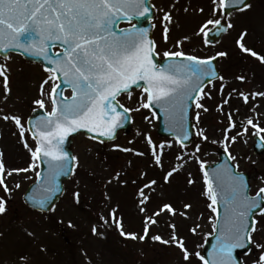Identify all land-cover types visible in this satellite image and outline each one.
Segmentation results:
<instances>
[{"label": "snow or ice", "instance_id": "1", "mask_svg": "<svg viewBox=\"0 0 264 264\" xmlns=\"http://www.w3.org/2000/svg\"><path fill=\"white\" fill-rule=\"evenodd\" d=\"M250 7V0H212L213 16L220 18L207 20L205 26H220L217 27V32L231 29L234 27L231 20L233 12H243ZM154 8L147 0H0V52L7 56L10 51L22 50L27 54L41 56L49 65L45 68L49 75L39 86L40 98L33 101L39 109L45 110L44 115L30 121L26 127L20 115L0 113V119L11 121L15 125L20 142L31 156L26 167L12 169H6L0 159V188L10 194L12 189L8 186L7 178L13 174L34 172L38 187L28 200L40 211H54L53 198L64 191L58 178H75L81 167L79 156L64 147L68 138L73 133L84 131L89 134V139L104 144L116 138L117 130L130 119L128 113L151 109L155 105L165 113L173 139L157 144L151 135H146L147 152L115 144L112 148L138 157H150V167L163 172L164 184H171L174 175L186 167L190 160L198 162L203 173V195L210 201L207 207L214 214L208 217L213 228V233L208 235L215 234L216 244L209 253L211 259L206 260L199 251L188 249L184 238L177 234L175 224L169 225L172 234L168 239L159 234L151 236V239L177 247L183 264H191L193 256L202 264H264V186L258 187L254 194L250 193L247 178L236 170L238 165L225 163L213 168L209 174L205 170V163L198 156L202 150L201 143H196L191 152L186 151L193 135L202 142L209 140L205 129L198 127L199 111L195 113L197 124L192 125L195 131L188 127L189 108L195 102L196 109L208 111L200 102L205 97L211 98V93L205 91V88L208 85L214 88L216 80L222 82L225 79L218 73L213 61L217 57H226L228 53L218 51L214 56L206 57L189 54L181 48L183 40H178L174 47L179 50L163 52V57L171 62L157 64L155 57L159 55L158 44L151 38L148 28L132 25L130 28L116 30L117 22L121 20H130L136 16L150 19ZM160 11L163 12V40L166 44L173 18L171 12L163 9ZM200 31H204L203 26ZM246 35L247 30L236 40L238 49L242 54L264 64V54L247 47L243 42ZM208 43L210 40L206 39L205 44ZM57 46L60 50L51 53L50 48ZM9 71L6 64H0L5 100L10 94ZM236 78L242 82L246 79L244 75ZM57 80H62V84L71 90V96H64V89L60 83L55 82ZM140 82H143L142 85ZM50 83L51 90L47 91L45 86ZM138 85L143 87L139 107H125L117 97L127 93L131 99V90ZM223 91L224 84L221 83L222 95ZM232 92L237 90L233 89ZM231 95L230 92L222 105H218V110H222L223 104L230 102ZM257 95L264 96V93L238 92V96L245 102L250 96L254 98ZM49 101L51 110L47 111L46 104ZM144 119L149 118L145 116ZM229 121V129L235 127L231 122V113ZM247 123L258 127L251 119ZM244 130L247 131L246 128ZM28 134L35 142V147L28 143ZM231 139L235 141V137ZM227 140L226 130L225 141ZM225 141L213 140L211 143H223L227 152ZM177 145L180 153L175 156V163L165 170L164 150ZM2 155L0 152V157ZM235 159V156L229 154V160ZM128 164L131 165V161ZM40 165H46V170H37ZM188 176L187 183L194 184L192 173L189 172ZM147 177L148 172L141 171L138 179L132 180L137 185L141 213L146 211L144 205L151 199L148 193L154 192L159 186L157 179ZM113 180L121 185L128 183L127 179L121 178L119 171L108 178L106 184H111ZM138 180L145 182L138 184ZM73 183L76 187L71 195L75 203L79 204L82 196L79 181L73 179ZM20 187L21 184L17 182L15 188ZM104 197L111 200L107 192ZM221 203L223 216L218 213ZM191 207V204L185 203L184 211L178 213L173 204L163 203L153 215L167 214L175 217L178 214L188 218L187 210ZM7 211V199L0 196V215ZM117 212L118 206L112 208L107 216L99 213L98 223L91 227L92 235L104 237L101 229L114 227L121 237L144 241L150 234L148 221L151 220L153 225L157 223L146 216L143 235L126 232L122 218H117ZM69 226L74 227L71 221ZM199 227L197 224L189 231L195 235ZM28 235L35 234L28 232ZM237 250H241L243 255H238ZM19 260L21 264H29V258L24 254L19 256Z\"/></svg>", "mask_w": 264, "mask_h": 264}, {"label": "rangeland", "instance_id": "2", "mask_svg": "<svg viewBox=\"0 0 264 264\" xmlns=\"http://www.w3.org/2000/svg\"><path fill=\"white\" fill-rule=\"evenodd\" d=\"M151 2L155 6L152 20L155 25L153 37L158 44L159 57H163L166 50H179L174 47L178 40H183L181 48L189 54L206 57L213 56L218 51L228 53L219 61V69L225 79L222 82L215 81L214 88L208 85L205 91L211 93V98L205 97L200 101L208 111L196 109L194 103L190 112L193 125L197 124L195 113L200 112L198 127L205 129L209 140L202 142L199 137L193 135L186 151L191 152L196 143H201L202 150L198 153L200 160L205 164L216 162L219 152H225L224 144H213L211 141H225L227 130L226 153L236 157L231 161L238 165L239 171L249 174L251 193L254 192L258 187L264 186L262 180L264 152L256 154L252 148L254 136L261 137L264 142V131H260L264 129V96L257 95L254 98L250 96L245 102L238 96V92L264 93V64L242 54L235 42L240 34L247 30L243 42L247 47L264 54V0H253L249 9L233 13L231 20L234 27L228 29L221 41L214 46H207L204 43V34L212 26H205V22L220 18L213 16L212 0H151ZM161 9L171 12L173 18L169 25V40L166 44L163 40ZM202 26L203 32L200 31ZM184 37L188 39H183ZM0 64H6L10 70L8 72L10 94L7 100L4 98L3 78L0 77V113L20 115L25 123L32 109L38 107L33 101L40 98L39 86L49 73L38 64L27 62L14 54L0 58ZM240 75L246 77L243 82L236 78ZM221 83L224 84L223 95L220 92ZM45 88L50 91L51 83ZM233 89L237 92H232ZM230 92L232 93L230 102L223 104L222 110H218V105H222ZM141 93L140 89L131 90V99L126 93L121 94L118 100L125 107L137 108ZM49 106L50 101L46 104V109ZM229 113L232 115L231 122L235 124V127L230 129ZM130 114L132 116L130 132L119 133L112 142L100 144L82 134L73 137L70 148L73 154L79 156L81 167L79 174L65 183V191L55 205L54 211L38 213L28 209L21 201L25 188L35 179L34 172L13 174L7 178L12 192L8 194L0 188V196L7 199L8 208L7 213L0 215V264H21L19 260L21 254L28 256L29 264H183L177 247L151 239V236L157 234L168 239L172 234L170 224L176 225L177 234L184 238L190 251L202 252L204 242L212 232V223L208 217L214 214L207 207L210 201L203 195V173L200 171V164L190 160L186 167L174 175L171 184H164L163 172L150 167V157H138L132 153L113 150L112 146L115 144L147 152L146 135H151L157 144L172 140L156 135V119L149 109H140ZM145 116L149 119L145 120ZM248 119L258 127L249 125ZM193 130L195 131V128ZM232 137H235L234 142ZM27 140L35 147L29 134ZM164 151V168L167 170L175 163L174 158L180 153V147L177 145ZM0 152L3 153L0 159L3 160L6 169L26 167L31 160L29 152L19 140L15 125L2 119ZM128 161H131V165ZM118 171L121 172L122 179L128 180L127 185H121L116 180L106 184L107 179ZM141 171L148 172L147 179L155 178L159 181L156 190L148 193L151 199L144 205L146 211L143 213L139 211L141 205L138 203L140 197L136 191L137 185L132 183L133 179H138ZM189 172L195 181L192 185L187 183ZM73 179L79 181L82 193L79 204L75 203L71 195L76 187ZM17 182L21 184L18 189L15 188ZM143 182L145 181L138 180V184ZM105 192L111 196L110 201L105 199ZM163 203L173 204L178 213L184 211L185 203L191 204L192 207L187 210L188 218L178 214L175 217L167 214L154 216L153 213ZM117 206V218H122L126 232L143 235L145 217L157 221L155 225L151 220L148 221L150 234L144 241L121 237L114 227L101 229L104 237L92 235L91 227L98 223V214L103 213L107 216L109 211ZM69 221L74 227L69 226ZM197 224L200 227L193 235L189 230ZM28 232L35 235L29 236ZM191 264L202 262L193 256Z\"/></svg>", "mask_w": 264, "mask_h": 264}, {"label": "water", "instance_id": "3", "mask_svg": "<svg viewBox=\"0 0 264 264\" xmlns=\"http://www.w3.org/2000/svg\"><path fill=\"white\" fill-rule=\"evenodd\" d=\"M147 3L149 5H151L149 0H147ZM150 15H151V18L150 19L149 18H145V17L136 16V17L131 18L130 20H134L135 21V24L134 25L136 27H138V28H148L149 29V33H150V36H151V32H152L153 26L150 24L149 21L152 19V13ZM125 21H128V20H125ZM223 24H224V22H222L221 26H223ZM217 27H220V26H213L208 31V33L206 35V39L210 40V43L209 44H214V43L219 42V40L221 39V37L226 32V31L217 32L216 31ZM116 30L118 31L117 25H116ZM10 52L19 53L22 56H24L25 59L32 60V61H36V62L42 64L45 68L49 66L48 65V62L46 60H44L41 56L27 54V53H24L22 50L21 51H10ZM50 52H51V48H50ZM0 55L1 56H5V53L0 52ZM155 62L157 64H159V65H162V64L170 63L171 61L168 58H164V59H161L160 60L156 56L155 57ZM213 63L216 66V69L218 71V68H217V58H216L215 61H213ZM57 83H60L62 85V88L63 89L64 88H67L66 85H63L62 84V80H57ZM140 83L142 85L143 82H140ZM139 87H141V86L138 85V86H134L133 88H139ZM191 106H192V104H191ZM191 106H190V108H191ZM190 108H189V111H190ZM151 111H153L155 113L156 118H157V128H156L157 134L159 136H171V137H173V133L169 130V125L166 123L165 113L158 106H155V105H153V107L151 108ZM42 115H44V110H41V109L34 110L31 113V115L28 117V119H27V126H29V122L30 121H34L37 117L42 116ZM130 122H131V118L128 119L127 121H125L123 123V125L118 130H122L124 133H129L130 132ZM191 126H192L191 121L188 118V127L190 129H191ZM191 131H192V129H191ZM81 132H83L84 135L88 137L89 134H86L84 131H81ZM77 134L78 133H73L68 138V140L65 142L64 147H65V149L67 151H70L71 137L76 136ZM191 139H192V137H191ZM255 141H256V143L254 145L255 152L256 153H261L262 151H264V145L261 142V140L258 137H255ZM190 142H188V144H190ZM225 163L232 165L231 162H230V160H229V157L225 153H220L219 161L217 163L213 164L212 166L205 165V170H207L209 172V174H211V171H212L213 168H217L219 166H222ZM38 170L39 171H45L46 170V165H40V167L38 168ZM241 174H243V173H241ZM243 175L248 179V176L246 174H243ZM67 179H68V177H64V176H61V177L58 178V183L61 185L62 189H63V182L65 180H67ZM37 187H38L37 181H35L31 185H29V187L26 189L25 193L22 196V200H23V202L29 208L34 209V210H37V211H40L37 208L33 207V205L31 204V202L28 200V197L34 193V190ZM61 194L62 193H58L53 198L54 205L58 201V199L61 196ZM218 209H219V214L221 216H223V204L222 203L218 206ZM42 212H47V211H42ZM214 244H216L215 234H213L208 239V241H206V243H205V248L203 250V255H204V257H205L206 260H210L211 259V257L209 256V253L212 251ZM239 252H242V251L241 250H237V254H239Z\"/></svg>", "mask_w": 264, "mask_h": 264}, {"label": "flooded vegetation", "instance_id": "4", "mask_svg": "<svg viewBox=\"0 0 264 264\" xmlns=\"http://www.w3.org/2000/svg\"><path fill=\"white\" fill-rule=\"evenodd\" d=\"M250 189H252L251 185H250ZM252 194H254V193H252Z\"/></svg>", "mask_w": 264, "mask_h": 264}]
</instances>
